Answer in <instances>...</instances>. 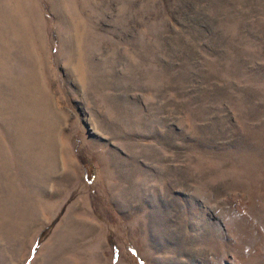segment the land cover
Instances as JSON below:
<instances>
[{
  "label": "rangeland",
  "instance_id": "obj_1",
  "mask_svg": "<svg viewBox=\"0 0 264 264\" xmlns=\"http://www.w3.org/2000/svg\"><path fill=\"white\" fill-rule=\"evenodd\" d=\"M78 201L121 264H264V0H0V264H77Z\"/></svg>",
  "mask_w": 264,
  "mask_h": 264
},
{
  "label": "crops",
  "instance_id": "obj_2",
  "mask_svg": "<svg viewBox=\"0 0 264 264\" xmlns=\"http://www.w3.org/2000/svg\"><path fill=\"white\" fill-rule=\"evenodd\" d=\"M83 203L78 201L75 204H64L61 206L62 213L56 218L57 221H55V225L47 235L46 242L51 235L56 232L57 234L59 233V228L61 229L58 238L61 241L60 244L69 240L70 243H74V246L78 248L77 253L72 254L73 258L71 259L73 262L77 264H80L82 260L85 262L86 258L83 254H86L89 257L87 259L88 264H108V261L109 264H121V262H118L114 248L118 249V254H123L121 249V243H123L124 238L123 230L128 231L130 229L131 233L133 232L130 223L133 215L131 212L124 214L126 210L122 209L119 213V207L121 206H118L117 203L110 202L111 208L108 206H93L90 203L91 205H88L90 207L89 210ZM120 231L122 234L119 237ZM110 238H112V241ZM62 241L64 242L62 243ZM125 246L128 247L127 241H125ZM42 247L40 246L39 249H42ZM80 247L83 250L81 257H79Z\"/></svg>",
  "mask_w": 264,
  "mask_h": 264
},
{
  "label": "trees",
  "instance_id": "obj_3",
  "mask_svg": "<svg viewBox=\"0 0 264 264\" xmlns=\"http://www.w3.org/2000/svg\"><path fill=\"white\" fill-rule=\"evenodd\" d=\"M44 233L42 232L40 236H42Z\"/></svg>",
  "mask_w": 264,
  "mask_h": 264
}]
</instances>
